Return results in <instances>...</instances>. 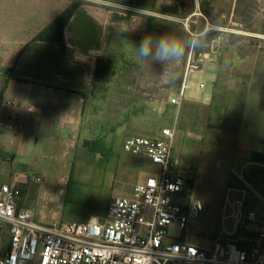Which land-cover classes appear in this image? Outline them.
<instances>
[{
	"label": "crops",
	"instance_id": "obj_1",
	"mask_svg": "<svg viewBox=\"0 0 264 264\" xmlns=\"http://www.w3.org/2000/svg\"><path fill=\"white\" fill-rule=\"evenodd\" d=\"M74 2H80V6L64 29L63 42L39 40L38 36ZM191 4L193 9L184 0H0V190L5 184L19 185V206L31 211L36 222L52 226L106 218L109 202L116 196H110L104 205L86 209L93 214L90 218L66 223L45 215L42 198H53L55 207L61 204H55L54 198L69 197V210L83 207L75 200L82 193L86 195L81 182L89 177V166L80 164L88 154L82 132L100 65L140 49L164 21L180 26L185 37V60L178 66V82L169 83L163 92L172 93V97L183 92L184 98L178 108L161 101L160 90L154 93L152 89L146 107L161 120L156 136L164 128L175 127L173 152L177 143L183 153L173 157L195 188L202 172L219 166L215 158L218 152L213 153L218 147L216 143L213 146L217 133L234 134L233 166L238 185L224 186L220 230L214 241L236 242L245 250L264 253V246L258 248L249 241L258 238L264 218V46L262 56L250 53L247 57L232 46L237 55L224 61L223 50L211 42L222 37L225 29L222 20L213 19H222L225 12L217 6L212 13L202 12L201 0H191ZM231 5L235 12L237 0H231ZM206 37L210 44L197 45L198 39ZM169 63H161L157 55L156 60L142 66L151 69L145 83L159 85L160 70L163 74L171 70ZM193 63L199 67L191 69ZM29 107L33 111H28ZM132 136L137 135L123 140L120 154L131 155L123 150V143ZM132 156L149 164L140 176L139 172L133 174L135 179L122 196H131L133 188L156 171L149 159ZM122 171L126 173L127 168ZM241 181H247L248 191ZM241 201L244 212H257V221L236 229L232 213ZM5 237L6 230L0 233V244ZM193 243L199 245L198 240Z\"/></svg>",
	"mask_w": 264,
	"mask_h": 264
},
{
	"label": "rangeland",
	"instance_id": "obj_2",
	"mask_svg": "<svg viewBox=\"0 0 264 264\" xmlns=\"http://www.w3.org/2000/svg\"><path fill=\"white\" fill-rule=\"evenodd\" d=\"M184 1L189 9H193L194 4H191V0ZM215 6L219 11L225 12L222 19L219 17L213 19L217 22L222 20L225 24V29L221 33L222 41L217 44L218 47L220 46L219 50H223V60L228 62L231 56L237 55L232 52V46L238 47V51L244 57L250 53L253 56H262L264 0H237L235 12L232 11L231 0H201L200 9L208 14L212 13ZM156 27L154 36L148 40L147 55L142 54L141 46L135 52L131 51L117 60L110 63L102 62L100 65L95 94L88 102L82 132L83 147H86L88 154L85 160L80 159V164L89 166V177L85 182H81L82 188L86 189V195L82 193L75 200L83 207H78L79 210L76 208H73L74 211L69 210V197L54 198L55 204L57 202L58 205L61 204L55 207L51 203L53 198H42L45 215L55 217L59 223L90 218L89 216L93 214L85 212L86 209L92 205H104L110 196H122L132 185L135 179L133 174L139 172L140 176L141 170L149 164L143 158L120 154L119 149L123 140L129 135L154 137L158 134L162 127L160 126L161 120L147 109L146 99L150 97L152 89L154 93L156 89H159L161 101L170 104V97L173 94H165L163 90L169 83L176 84L181 74L178 66L182 65L185 60L183 53L185 37L180 26L170 25L163 21ZM208 42L209 44L211 42L209 37L201 38L198 39L197 45L203 46ZM162 43L170 48L173 46L179 48V53H169L166 56L160 54ZM157 55L161 63L167 65L170 62L172 69L165 70L164 74V70H160L161 83L159 85L146 84V78L150 76L151 69L142 68V66L156 60ZM140 62L142 64L145 62V64L139 65ZM234 140L235 136L232 133H217L213 146L216 143L218 147L213 153L218 152L215 158L219 166L213 165L207 172H202L197 178L195 188H193V181L185 179L192 202L200 203L202 206L200 217L194 220L188 228L185 240L191 243L198 240V246L205 249L212 247L220 230L218 217L224 199V186L238 185L237 173L233 166L235 163L232 148ZM182 153L181 146L176 143L174 156L180 157ZM122 168H127L126 173L122 171ZM240 183L243 189L248 191L247 181ZM95 188L97 191L93 192ZM228 205L233 208V204ZM182 233L175 228L171 229L173 236H181ZM7 241L9 245V236L5 237L0 244V252L4 253L7 249ZM254 244L256 245V242ZM249 247L252 246L249 245Z\"/></svg>",
	"mask_w": 264,
	"mask_h": 264
},
{
	"label": "built area",
	"instance_id": "obj_3",
	"mask_svg": "<svg viewBox=\"0 0 264 264\" xmlns=\"http://www.w3.org/2000/svg\"><path fill=\"white\" fill-rule=\"evenodd\" d=\"M220 41L222 37L218 36L211 44L216 46ZM198 67L199 64L191 65V69ZM183 98L181 92L170 99V104L180 108ZM15 118L19 121L20 116ZM174 140L175 127L164 128L155 137L132 136L124 141L126 153L149 159L156 171L137 184L131 196L113 197L104 220L40 224L31 211L20 208L21 187L3 185L0 233L8 232L9 246L0 255V264H264L263 252L245 250L236 242L217 239L205 249L185 240L202 206L193 203L189 195L185 177L173 157ZM243 207L241 201L232 213L236 229H245L257 221V212H244ZM172 228L182 235L173 236ZM249 241L256 242L258 248L264 246V218L258 238Z\"/></svg>",
	"mask_w": 264,
	"mask_h": 264
},
{
	"label": "trees",
	"instance_id": "obj_4",
	"mask_svg": "<svg viewBox=\"0 0 264 264\" xmlns=\"http://www.w3.org/2000/svg\"><path fill=\"white\" fill-rule=\"evenodd\" d=\"M79 6L80 2H74L67 10L63 12L61 16H59L46 30H44L38 36V39L42 41L62 43L64 29Z\"/></svg>",
	"mask_w": 264,
	"mask_h": 264
},
{
	"label": "clouds",
	"instance_id": "obj_5",
	"mask_svg": "<svg viewBox=\"0 0 264 264\" xmlns=\"http://www.w3.org/2000/svg\"><path fill=\"white\" fill-rule=\"evenodd\" d=\"M141 51L143 55L148 54L149 52V41L148 40L144 41ZM179 51H180L179 48L174 47V46L170 48L169 46L163 43L160 45V54L165 55V56L168 55L169 53L178 54Z\"/></svg>",
	"mask_w": 264,
	"mask_h": 264
}]
</instances>
